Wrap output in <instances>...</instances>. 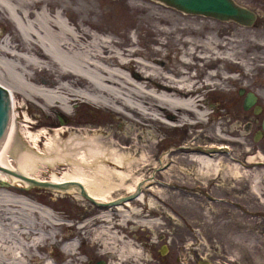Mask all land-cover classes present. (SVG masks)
Segmentation results:
<instances>
[{
    "label": "bare ground",
    "instance_id": "bare-ground-1",
    "mask_svg": "<svg viewBox=\"0 0 264 264\" xmlns=\"http://www.w3.org/2000/svg\"><path fill=\"white\" fill-rule=\"evenodd\" d=\"M100 1L0 0V17L4 14L13 28L3 35L0 32V85L9 91L12 104L11 123L0 146V166L40 181L78 182L91 198L103 203L98 207L107 208L101 215L100 210L87 209L90 219L74 231V224L65 221L56 203L33 195L29 183L0 171V264H83L76 242L61 246L60 256L55 252L58 243L74 236L91 241L103 256L115 255L116 262L106 260L107 264H123L125 254L137 259L141 248L114 230L111 206L105 205L114 200L112 194L134 193L139 184L134 200L167 213L158 208L157 198L199 194L194 189L181 195L177 181L190 183L195 177L202 184H219L229 176H241L240 165L260 163L261 154L252 153L233 128L207 122L205 89L226 91L229 84L239 82L221 71L240 69V64L227 58L223 35L209 42L180 38L183 52L175 49L173 57L163 53L167 44L160 40L153 41L159 48L142 50L128 33L115 37L106 26L113 19L97 18ZM157 32L170 34L164 29ZM253 94L257 100L258 94ZM29 103L37 105L43 118L31 116ZM85 104L122 115L131 126L119 131L101 120L73 116V107ZM55 113L62 122L52 118ZM159 123L187 127L192 131L187 139L192 142L171 146L157 157L152 151L162 140L153 126ZM240 147L250 150L245 162L238 160ZM153 167L160 170L159 179L150 171ZM261 174L264 171L256 174L252 189L257 194L263 191L262 204ZM42 188L89 202L77 186ZM130 204L116 205L120 222L157 225L158 219H143L149 213L142 215ZM133 214L141 218L134 219Z\"/></svg>",
    "mask_w": 264,
    "mask_h": 264
},
{
    "label": "rangeland",
    "instance_id": "rangeland-1",
    "mask_svg": "<svg viewBox=\"0 0 264 264\" xmlns=\"http://www.w3.org/2000/svg\"><path fill=\"white\" fill-rule=\"evenodd\" d=\"M235 1L256 12V19L251 26H243L233 21H221L203 15L182 13L156 0H101L97 3L99 15L97 18L103 22L105 19H113L116 22V24L114 22L112 25L106 26H109L113 33L117 34L115 35L117 39L118 35L128 33L132 40L139 41V48L142 50L159 48L153 41L160 40L167 44L163 48V53H171L170 57L175 56L173 53L175 49L182 48L178 44L180 38L209 42L221 33L225 40L227 58L233 64H240V69L236 67L234 72L223 69L221 71L226 77L236 78L239 82L229 84L226 91L222 89V91H215L213 88L205 89L202 100L209 113L207 122L212 126L219 122L225 123L227 130L233 128L235 132L239 133V139L247 143L252 149V153L261 154L260 163H247L244 167L240 165L239 175H242L236 176L239 177L238 179L229 176L227 179L221 180L222 182L220 181L219 184L216 181L202 184L195 177H192L193 180L190 179V183L177 181L175 185L178 186L181 195L194 189L199 194L193 193V198L187 196L157 198L158 208L164 212L166 210L167 213L151 209L144 202L130 201V207L140 210L142 215L149 213L146 216H141L143 219L159 220L157 225L151 223V228L148 225L127 220L120 222L121 217H119L118 211L111 207L112 221L114 225L117 224L114 230L117 229L118 237L120 236L126 242H131L141 248V256L136 257L137 259L132 254L130 256L125 254L128 257H124V264H139V261L143 263L146 261L142 243L179 245L177 253L171 252L168 260H172L176 255L187 258L188 248L195 246V250L201 256L209 259L210 264H264V203L261 204L262 199L260 198L263 191L261 190L257 194L252 189L256 183V174L264 171V132L258 140L254 139V135L261 129V121L264 116V0ZM5 18L4 14L0 17V27L3 29V31L0 29L1 35L13 29ZM159 19L168 21V24H159ZM183 28H187L188 31L182 32ZM159 29H164L170 34L159 36L157 34ZM193 29L195 32L191 31ZM253 45H257V47ZM237 53H239L238 57ZM180 58L183 59V55H180ZM219 66L223 67L222 64ZM192 73L194 74L195 71L192 70ZM240 89L244 90L242 94L239 93ZM249 91L257 93L258 99L253 106L243 109L244 97ZM255 105L261 107L258 113H254ZM29 106L32 109L30 114L35 120L43 118V114L37 110V105L29 103ZM73 116L78 119L101 120L107 123V126L115 127L119 131L131 126V123L122 115L112 114L108 109L95 107L91 104L73 107ZM59 117L60 115L56 113L52 114V118L58 122H60ZM153 129L158 133L157 138L162 140L161 145L152 151L157 157L171 146L180 147L187 142H192L187 139L188 134L192 133L187 127L176 125L169 127L159 123L154 124ZM195 129L201 130L202 128ZM245 149V147L239 148L238 160L240 162H245L250 152ZM223 154L228 160L230 159L228 154ZM150 171L155 172L157 179L160 178L159 169L153 167ZM261 182L262 180L260 181L261 188H264V181L263 186ZM44 189L42 186H29L28 191L37 197H43L56 203L60 208L59 212L65 216V221L68 224H74V231L90 219L85 214L87 209L100 210L99 215L107 211L104 210L107 208H100L90 201L81 202L75 195H53L52 192ZM172 191H176V189L173 188ZM209 193L210 196L206 195ZM122 194L126 195L125 191L121 192ZM112 195L118 197L116 195L119 194L116 192ZM237 202H239V206L236 205ZM132 217L137 220L141 218L135 214ZM116 219L117 223H115ZM74 242L77 247H81L83 264H93L101 259L104 261L116 259L112 257L114 256L112 253V256L101 255L100 250L92 247L91 241H81L75 236L58 243L55 246V252L60 256V247ZM117 245L119 247V241Z\"/></svg>",
    "mask_w": 264,
    "mask_h": 264
},
{
    "label": "water",
    "instance_id": "water-1",
    "mask_svg": "<svg viewBox=\"0 0 264 264\" xmlns=\"http://www.w3.org/2000/svg\"><path fill=\"white\" fill-rule=\"evenodd\" d=\"M163 3L166 6L174 8L182 13L193 14V15H203L207 17H212L221 21H233L244 26H251L256 19V12L238 4L235 0H156ZM243 89H240L239 93H243ZM256 100L255 95L252 92H247L244 97L243 109H248L254 105ZM254 113H258L261 110V107L255 105L253 107ZM12 115V104L9 91L0 85V146L3 143L5 137L7 136L9 126L11 123ZM59 121L62 122V119L59 117ZM264 132V116L261 121V129L257 131L254 135V139L258 140L262 133ZM0 171L8 175L17 177L27 183L30 186H42V187H51L58 189H66L71 186L79 187L80 194L96 205H102L103 203L95 201L91 198L84 187L78 182H50V181H40L31 177H28L18 171H13L0 166ZM140 189L138 184L136 191L134 193L122 195L117 197L112 201H108L105 205H118L125 203L136 198V194ZM93 264H106L104 260H98Z\"/></svg>",
    "mask_w": 264,
    "mask_h": 264
},
{
    "label": "flooded vegetation",
    "instance_id": "flooded-vegetation-1",
    "mask_svg": "<svg viewBox=\"0 0 264 264\" xmlns=\"http://www.w3.org/2000/svg\"><path fill=\"white\" fill-rule=\"evenodd\" d=\"M116 198L117 197H115L114 199ZM236 205L239 206V202H237ZM111 207L116 210V205H112ZM115 223H117V219ZM142 244H143L142 249L144 248L143 251L145 252L144 259L146 261L144 263L139 261V264H210V260L207 259L206 257L201 256L195 250V246H191V248H188L187 258L176 255L172 258V260H168V257L171 252L177 253L179 245H170V243H142ZM197 254H199L198 257ZM112 257H115V255ZM112 260H110L111 263L116 262V259L112 258Z\"/></svg>",
    "mask_w": 264,
    "mask_h": 264
}]
</instances>
